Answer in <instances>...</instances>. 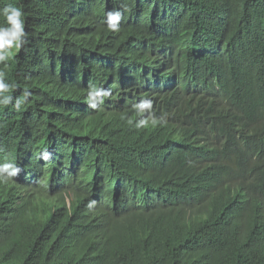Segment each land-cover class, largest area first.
<instances>
[{
	"label": "trees",
	"instance_id": "16d2710c",
	"mask_svg": "<svg viewBox=\"0 0 264 264\" xmlns=\"http://www.w3.org/2000/svg\"><path fill=\"white\" fill-rule=\"evenodd\" d=\"M7 4L26 43L0 62V164L21 169L0 264H264V0ZM89 85L111 93L96 109ZM214 164L218 194L197 187Z\"/></svg>",
	"mask_w": 264,
	"mask_h": 264
},
{
	"label": "clouds",
	"instance_id": "9594fccd",
	"mask_svg": "<svg viewBox=\"0 0 264 264\" xmlns=\"http://www.w3.org/2000/svg\"><path fill=\"white\" fill-rule=\"evenodd\" d=\"M0 15L5 18L6 27H0V62H5L12 58L16 52H18L22 45L26 43V32H25V19L23 10L20 7L14 6L13 4H7L2 9H0ZM122 18L121 12L119 11H109L106 15V24L109 31L117 32L119 31V22ZM15 85H10L5 81V74L0 72V93H8ZM31 93L27 90L23 93V98L18 99L14 107L19 110L20 102L26 101ZM111 93L104 88L97 87L95 85H89L87 91L86 102L90 108L96 109L98 103L102 104L105 97L110 96ZM12 102V97L6 95L4 100L0 102V105L7 106ZM152 101L142 100L139 104V108L143 109L145 107H151ZM225 110V108H223ZM156 122H154L155 125ZM143 122L136 125L137 129L144 128ZM235 143L241 146L245 145L244 138L236 134ZM210 151L214 154L217 151H224V147L219 143L208 144ZM211 154V155H212ZM43 158L48 159V152L43 153ZM230 164V163H229ZM207 162H204V167L206 168ZM224 167L220 165H213L207 173V177L204 178V182L197 181V187L203 186L205 191L215 192L216 194L223 192L224 181V170L219 168ZM218 168V169H217ZM21 169L17 167L14 163H3L0 164V183H7L12 177L17 176ZM218 174V175H217ZM251 197L253 199L252 191H250ZM70 198V197H69ZM94 203V202H93ZM70 205V200H69ZM264 206V201L261 202ZM92 205L90 204L89 207Z\"/></svg>",
	"mask_w": 264,
	"mask_h": 264
}]
</instances>
